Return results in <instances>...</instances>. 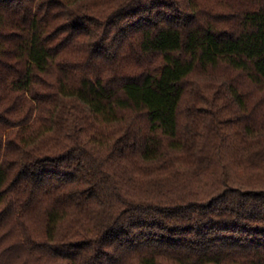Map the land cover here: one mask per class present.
Listing matches in <instances>:
<instances>
[{
	"label": "trees",
	"instance_id": "1",
	"mask_svg": "<svg viewBox=\"0 0 264 264\" xmlns=\"http://www.w3.org/2000/svg\"><path fill=\"white\" fill-rule=\"evenodd\" d=\"M0 264H264V0H0Z\"/></svg>",
	"mask_w": 264,
	"mask_h": 264
}]
</instances>
